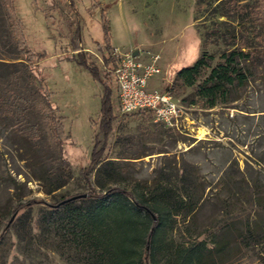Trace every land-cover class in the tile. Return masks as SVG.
<instances>
[{
    "label": "rangeland",
    "instance_id": "rangeland-1",
    "mask_svg": "<svg viewBox=\"0 0 264 264\" xmlns=\"http://www.w3.org/2000/svg\"><path fill=\"white\" fill-rule=\"evenodd\" d=\"M218 3L15 0L26 49L39 56L28 64L17 53L0 0V236L10 227L0 241V264H71L77 258L58 235L43 233L41 221L51 208L40 203L33 209L19 206L33 200L58 205L66 195H87L90 187L84 174L91 166L96 141L98 149H104L101 164L105 168L95 166L89 179L98 192L119 187L150 199L168 189L174 204L185 198L183 176L197 177L203 184L196 192L203 198L198 212L175 219L169 236L176 243L220 232L226 217L233 225L242 222L239 225L244 229L238 230L242 234L247 235V224L252 230L262 226L263 230L258 227L254 233L264 234V200L260 199L264 198V74H256L247 85L234 89L228 103L214 108L196 96L194 87H184L176 79L180 69L190 67L204 53L213 57L209 62L216 66L228 48L225 37L234 40L239 32L246 34L249 26H242L234 15H222L224 5ZM103 13L110 27L111 48L104 39ZM135 50L143 60L160 56L162 72L149 79V88L171 89L187 108V134L156 123L151 114L120 110L114 69L120 57ZM82 59L99 69L100 80ZM102 82L111 90L116 117L107 140L99 125ZM44 95L63 117L62 154L45 114ZM237 179L247 185H242V191L235 190L231 200L226 188L233 187ZM188 187L189 192L195 190ZM223 199L229 200L228 207ZM30 231L39 237L38 245L26 249L20 237ZM247 243L234 248L231 264H264L263 246Z\"/></svg>",
    "mask_w": 264,
    "mask_h": 264
},
{
    "label": "trees",
    "instance_id": "trees-1",
    "mask_svg": "<svg viewBox=\"0 0 264 264\" xmlns=\"http://www.w3.org/2000/svg\"><path fill=\"white\" fill-rule=\"evenodd\" d=\"M217 1H219L217 5H224L222 15L226 17L234 15L242 26H249L246 34L240 32L234 34V40L228 35L225 37L228 48L221 54L216 66L212 67L209 62L213 57L204 53L190 67L180 69L176 76L184 87H194L196 96L210 108L220 103H228L234 89L247 85L256 74H264V0H254V3H249L250 0H214ZM3 9L14 32L18 55L31 64L32 58L39 56L26 49L23 27L15 9V0H3ZM102 25L104 39L108 48H111L110 27L107 25L104 13ZM76 35L77 40L80 39L79 30L76 31ZM78 46L76 42V50L80 49ZM81 63L100 80L98 68L90 67L84 59ZM103 85L104 97L99 125L100 133L107 140L113 131L116 117L111 90L107 83ZM166 90L171 93V89ZM43 98L47 107L45 114L51 119L54 139L60 146V154H62L61 146L65 135L63 117L58 115L46 95ZM98 145L99 142L96 141L91 166L84 174L85 182L90 187L87 195H66L58 205L33 200L19 206L21 210L33 209L40 203L51 208L48 211L49 216L41 221L43 233L47 237L58 235L66 250L73 249L76 252L77 258L72 259L71 264H231L235 256L234 248L241 243L261 244L264 248V234L254 233L258 227L263 230L262 226L256 225L252 230L251 226L245 225L247 234L245 235L238 231L244 229L242 224L239 225L242 222L233 225L229 223L227 217L224 218L226 222L220 232L205 231L208 235L206 239L176 243L173 237L169 236L175 219L181 214L187 217L198 212L200 209L198 203L203 198L196 192L203 184L198 183L197 177L183 176L181 179L186 193L185 198L180 197V200L174 204L171 200L175 198L168 189L150 199L145 196L136 197L125 188L119 187H109L104 192H98L91 186L89 179L90 172L95 166L101 165L100 169L105 168V165L101 164L104 149H98ZM63 163L64 169L70 173L69 164L66 160H63ZM243 184L247 185L244 179H237L233 180V187L230 185V188H226L231 194V200L236 197L235 190L242 191ZM61 186L63 185L60 184L56 189ZM188 186L195 187V190L189 192ZM260 199L264 200L262 197ZM220 201L228 207L229 200ZM225 214L228 215L227 210ZM25 223L29 224L28 217ZM9 228L2 233L0 241ZM38 238L30 231L25 237H20V241H26L28 245L26 249H29L30 246L38 245L36 241Z\"/></svg>",
    "mask_w": 264,
    "mask_h": 264
},
{
    "label": "built area",
    "instance_id": "built-area-1",
    "mask_svg": "<svg viewBox=\"0 0 264 264\" xmlns=\"http://www.w3.org/2000/svg\"><path fill=\"white\" fill-rule=\"evenodd\" d=\"M160 56L153 54L147 60L134 53L120 57L114 69L118 86L120 110L125 114L135 112L153 116L156 123L182 134H187V108L166 89H150L149 79L161 74Z\"/></svg>",
    "mask_w": 264,
    "mask_h": 264
},
{
    "label": "water",
    "instance_id": "water-1",
    "mask_svg": "<svg viewBox=\"0 0 264 264\" xmlns=\"http://www.w3.org/2000/svg\"><path fill=\"white\" fill-rule=\"evenodd\" d=\"M134 55L138 56L139 55V52L138 50L134 51Z\"/></svg>",
    "mask_w": 264,
    "mask_h": 264
},
{
    "label": "bare ground",
    "instance_id": "bare-ground-1",
    "mask_svg": "<svg viewBox=\"0 0 264 264\" xmlns=\"http://www.w3.org/2000/svg\"><path fill=\"white\" fill-rule=\"evenodd\" d=\"M199 135H200V136L202 135V131L199 132ZM201 137H203V136H201Z\"/></svg>",
    "mask_w": 264,
    "mask_h": 264
},
{
    "label": "crops",
    "instance_id": "crops-1",
    "mask_svg": "<svg viewBox=\"0 0 264 264\" xmlns=\"http://www.w3.org/2000/svg\"><path fill=\"white\" fill-rule=\"evenodd\" d=\"M110 39H111V37H110ZM111 42H112V39H111ZM136 51V50H135ZM138 56H140V55H138Z\"/></svg>",
    "mask_w": 264,
    "mask_h": 264
}]
</instances>
